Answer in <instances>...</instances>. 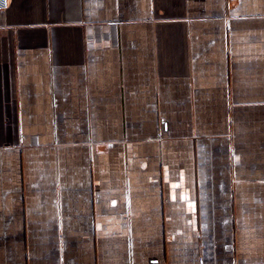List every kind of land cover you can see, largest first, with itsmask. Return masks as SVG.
Instances as JSON below:
<instances>
[{
    "label": "crops",
    "instance_id": "1",
    "mask_svg": "<svg viewBox=\"0 0 264 264\" xmlns=\"http://www.w3.org/2000/svg\"><path fill=\"white\" fill-rule=\"evenodd\" d=\"M0 264H264V0H0Z\"/></svg>",
    "mask_w": 264,
    "mask_h": 264
}]
</instances>
